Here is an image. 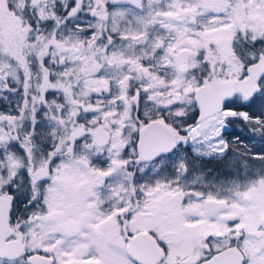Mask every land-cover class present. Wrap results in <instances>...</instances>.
I'll return each mask as SVG.
<instances>
[{
    "label": "snow or ice",
    "instance_id": "obj_1",
    "mask_svg": "<svg viewBox=\"0 0 264 264\" xmlns=\"http://www.w3.org/2000/svg\"><path fill=\"white\" fill-rule=\"evenodd\" d=\"M0 264H264V0H0Z\"/></svg>",
    "mask_w": 264,
    "mask_h": 264
}]
</instances>
